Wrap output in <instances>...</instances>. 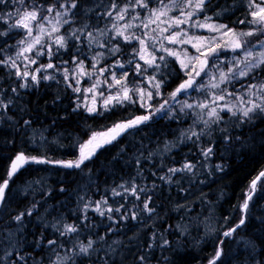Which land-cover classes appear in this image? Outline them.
Masks as SVG:
<instances>
[{"label": "trees", "instance_id": "1", "mask_svg": "<svg viewBox=\"0 0 264 264\" xmlns=\"http://www.w3.org/2000/svg\"><path fill=\"white\" fill-rule=\"evenodd\" d=\"M54 2L36 0L37 4L44 6ZM111 2L82 0L94 11L87 15L81 12L74 17L70 26L64 25L58 34L67 35L70 29H79L85 24L90 26L88 31L110 29L113 18L104 13ZM116 3L122 7L129 0H116ZM232 4L233 0H211V6L206 5V13H201L199 19L203 20L206 14L233 29L248 27L236 23L246 17L250 19L244 0L221 16L214 15L221 11L220 6ZM16 7L19 5L6 0L5 5H0V14L13 12ZM157 7L158 0H149V9ZM113 12L115 15V10ZM137 12L141 20L149 15L147 9L137 6L129 10L124 21L118 23L122 25L128 22ZM177 14L175 11L170 13ZM14 22L15 17L8 21ZM134 23L139 24L140 21ZM180 27L187 28L186 25ZM4 30L6 25L0 21V31ZM145 31L148 30L139 27L130 29V32L142 37ZM188 32L194 36L202 33L195 28H190ZM24 34L23 29H12L7 36H0V48H4L0 59L15 57L19 48L8 45H16ZM108 36L113 38V44L119 42L123 55L111 57L105 53V58L96 67H108L119 59L124 63L123 69L112 68L103 74L93 71L91 57L104 49H98L95 45L88 49L80 44L81 51L88 58L80 56L79 59H84L85 70L93 75L74 77L72 57L76 56V49L73 44L78 42L72 40H69L67 49H60L51 58L46 55L37 58L35 52L29 53L30 58L37 59L36 64H27L22 59L17 61L20 71H24L27 65V70L34 72L51 60L59 66L58 70L47 69L37 75H55V80L40 79L39 83H32L29 79V87L21 89L19 84L23 81L15 76L16 69L0 66V98L6 104L9 99L12 100L7 109L0 108V182L6 177L11 160L18 152L44 156L53 161L75 160L80 145L93 133L146 113V108L140 107L139 102H125L105 110L103 98L112 92L105 84L99 85L95 94L85 91L97 79H107L110 83L112 72L118 78L127 72L130 88L148 85L144 77L135 73V64L126 63L132 58V49L139 47L138 41L127 44L111 31H108ZM165 43L181 52L183 45ZM56 47L53 45V52H56ZM156 48L157 58L165 55L159 51V44ZM166 59L167 69L161 63L166 82L160 92L165 100H169V93L186 77L175 58ZM64 61L68 63L62 64ZM137 62L143 64L138 58ZM65 67L70 73L67 81L61 75ZM145 75H152V70ZM253 75L264 79V67ZM160 78L158 75L157 79ZM76 79L80 80L79 84H76ZM253 82L258 83L259 80L245 78L230 90ZM13 87L17 88L16 93L11 91ZM76 87L81 91H73ZM116 89L118 91V87ZM239 90L236 95H241ZM100 92L104 97L99 95ZM136 99L134 95L133 100ZM155 101H158L157 98ZM77 104L81 106L77 108ZM85 105L95 107L97 111L89 113ZM209 109L179 111L174 118L152 116L100 149L79 169L55 164L25 165L10 181V190L6 191L9 199L3 211H0V257L6 252L12 253L3 264H52L57 254L60 257L71 254L89 240L96 241L93 247L102 250L93 253L91 259L76 257L75 264H101V259L106 260L107 264H139V256L146 257L144 264H207L221 240L224 241V254L221 257L224 264H264V177L258 183L261 192L258 191L259 195L252 202L245 224L231 237L223 236V232L234 227L244 215L240 206L247 198L251 181L264 170V114L255 115L249 123L241 122L239 112L236 116H230L231 113L221 111L222 119L210 122L205 127L199 116L209 120L206 113ZM25 120L30 121V125H25ZM194 120L197 121L195 125ZM189 129L197 133L203 130L204 134L198 140L196 137L188 140L182 133ZM186 134L191 135V132L187 131ZM208 148L212 152L205 157L203 152ZM186 162L195 166L191 172L168 173L169 168H180ZM166 175H171V182L160 179ZM133 186L136 187V195L130 191ZM125 188L129 191L125 192ZM141 188L146 191H140ZM113 189L120 195H114ZM149 198V207L154 209L151 215L143 211V202ZM102 199L107 200V204H100L105 210L103 216L95 211L96 202ZM90 202L85 212L84 205ZM33 204L36 210L31 216L25 215L22 222L14 220L16 215ZM109 207H119L121 211L108 213L106 209ZM137 209L141 211L133 220L130 213ZM109 215L112 219L108 218ZM124 215H129V218L122 220ZM65 224L78 226V232L61 235ZM99 237H104V240L100 241ZM49 240L56 241V244L49 245ZM164 240L168 241L167 245H164ZM19 256H24V261H19Z\"/></svg>", "mask_w": 264, "mask_h": 264}, {"label": "snow or ice", "instance_id": "2", "mask_svg": "<svg viewBox=\"0 0 264 264\" xmlns=\"http://www.w3.org/2000/svg\"><path fill=\"white\" fill-rule=\"evenodd\" d=\"M241 0H233L232 5H223L221 11L214 13L215 16L219 17L224 12L230 11L232 8L236 7L237 3ZM12 3L19 5L16 7L15 11L8 12L6 14H0V21H3L6 25V30L0 31V36H7L12 29H23L24 36L17 40L16 45H8V47H18L19 51L15 53V57L7 56L0 59V66H4L11 69H16L15 76L22 80L23 82L19 84V88L29 87V79L32 83H39L40 79L43 80H55V75H43L38 76V73L46 71L47 69L58 70L59 66L53 64L51 60L45 64L40 65L35 69L34 72H29L27 70V65H25V70L20 71V66L18 65V60L27 61V64H36L37 59L30 58L29 53L35 52V56L38 58L42 55H46L51 58L55 56L60 49H67L69 40L78 42L73 44L76 49V56L72 57V62L75 64L73 69V76H88L93 75L92 72L85 70L84 59H79L80 56H84L87 59L86 53L82 52L79 45L82 44L88 49H92L95 45L98 49H104V51H97L95 55L91 57L92 69L93 71L103 74L105 72L111 71L112 68H124V63L119 59L115 60V63L109 65L108 67H101L97 69L96 65L100 63L102 59L105 58V53L108 56L115 57L117 54L123 55L121 48L119 47V42L116 44L112 43V37L108 36V31L115 34V37L121 38L127 44H131L133 40L138 41L139 47L132 49V58L127 60V64H135V73L141 77H144L150 89L155 90V95L160 96V89L162 85L166 82L164 74L161 69V63L165 69L168 68V61L166 57H173L175 61L179 63L180 70L183 72L186 79H184L171 93H169V98L171 101H175L179 94H188L189 90L194 91H211L217 90V92H212L211 101L208 103L198 102L195 104L187 103L181 105L179 111L181 113L185 112V109H205L209 108L207 112L209 120H204L203 116H199V120H202L205 127H208L210 122H219L222 118L220 116L221 111H226L231 113L232 116H236V113L241 114V122L247 121L252 122L253 117L257 114H264V79H259L258 76L253 75L257 69L264 66V0H244L245 7L248 9V15L251 19L247 17L242 20H238V24H246L249 27L248 31L237 32L235 29L230 28L227 24H217L210 23L212 17L204 15L203 21L199 19L201 13H206V5L211 6V0H168L167 3L164 0H158L159 7L149 9V0H129L124 6H119L116 0H112L108 9L104 13L107 17L113 18V23L110 29H96L95 31H88L90 27L85 24L79 29H70L67 35H59L60 29L64 25H71L74 22V17L83 12L87 15L88 12L94 11L93 8L87 7L82 0H55L47 6L37 4L36 0H12ZM6 0H0V5H5ZM142 9H147L149 15L143 20L140 18V14L137 12L131 16L130 20L124 24H119L118 22L124 21L125 17L128 16L130 9H135L136 7ZM113 10H115V15ZM177 12V15H170L171 12ZM43 13H47L44 15ZM15 17L14 23H8ZM196 17V19H193ZM139 20L140 23L136 24L135 21ZM35 22V23H34ZM155 24L156 27L152 28L151 25ZM181 25H188L191 28H203L207 29L210 33H217L218 36H189L187 28H181ZM143 28L147 29L142 36H137L134 32H130L133 28ZM35 32V35L33 34ZM152 33H155L153 35ZM167 33V35H165ZM47 36L51 43H46L44 37ZM225 36H230L231 39L220 43L218 42ZM103 38L102 40L100 38ZM248 37H257L255 43L253 41L246 39ZM150 42V43H149ZM167 45H191L196 50V55H189L187 49L185 48L182 52H178ZM7 44V42H4ZM159 44V51L165 55H160L158 58L156 56V45ZM53 45L56 47V52H53ZM257 45H259V51L256 50ZM222 49H230L232 52L236 53L237 50H241V55L239 58L233 57L232 60L227 61L230 65L225 70V62L220 61V53ZM4 48H0V56L3 55ZM143 61V64L137 62ZM159 61V62H158ZM211 61V63H210ZM68 62L64 61L62 64L66 65ZM152 70V75L146 76L145 74ZM213 69L215 71H213ZM203 74V75H202ZM64 80L67 81L69 78V70L67 67L64 68L61 73ZM160 79H157V76ZM207 77V83L198 82L197 78L201 80ZM241 78H250L252 80H259L258 83H249L246 86L241 85L239 90L241 95H236L233 92L227 91V88H221V85L234 84V82L240 80ZM111 80L114 83H108L105 79L101 81L97 79L96 82L88 89L86 92L96 93V89L99 85L105 84L108 89H113L118 87V91L114 95L109 94L104 97L103 92L99 95L103 98V108L108 110L117 104L128 103H140L142 108H151L149 101L153 99V91L147 90L140 85H135L133 87H128L127 80L128 74L124 72L120 78H117L115 72L111 74ZM76 84L80 83L79 79L75 80ZM71 86V85H69ZM13 93L17 92V88L13 87L11 89ZM75 92H80L81 89L76 87L73 89ZM137 99L133 100V96ZM245 95L248 99L245 100ZM235 96L237 103L232 104L227 102L226 98H232ZM218 101H225L222 105ZM93 102H95V95L93 96ZM12 104V100L9 99L8 103H4L3 99L0 98V108L7 109L9 105ZM81 105L77 104V108ZM86 110L89 113L96 112L95 107H87ZM75 110V109H74ZM171 114L174 118L175 113L171 112V107L169 100H165L164 103L160 104L159 107L155 108L152 112L146 115L136 116L133 119H129L126 122H117L111 128L105 132L93 133L87 141L80 145L79 155L75 160L63 161L57 160L53 161L44 156H29L23 151L18 152L15 157L11 160L9 169L6 173V177L0 182V211H3V207L6 206L9 197L6 195V191L10 190L9 185L13 176L16 175L25 165L28 164H56L65 168H81L86 161H90L92 157L96 154V151L102 148L104 145L112 143L116 140L122 133L126 132L128 129L136 128L140 124L145 123L150 120L155 113ZM10 119V118H9ZM197 123L196 120L193 121V125ZM25 125H30V121L25 120ZM190 131L191 135H187L186 132ZM182 133V136L188 140L196 137L198 140L201 135L204 134L203 130L200 133L191 131V129L186 130ZM212 152L211 148H208L203 152L205 157L209 156ZM195 166L191 163H184L180 168H169L168 173L175 175L180 172H191ZM264 177V171H261L258 176L251 181L250 190L247 194V198L244 200L243 204L240 206L241 211L246 213L249 207V201L252 199V193L255 192L257 182L261 181ZM160 179L167 182H171V175H166L160 177ZM120 187H124L121 185ZM63 191V189H61ZM129 189L125 188V192ZM131 193L136 195V187L131 188ZM140 191H146V189L141 188ZM114 195H120L113 189ZM137 199L139 197L137 196ZM149 200L143 202V211L151 213L154 209L149 207ZM107 204L106 199H102L96 202L95 211L99 212L100 215L105 214V210L100 207V204ZM90 204L84 205V211L90 207ZM123 207V205H121ZM36 210V205L33 204L30 208L26 209L24 212H20L14 217L17 222H22L25 215L31 216ZM108 213L113 211L119 213L121 208L112 209L107 208ZM141 211L137 209L136 212L130 213V218L137 219V212ZM112 219L111 215L108 217ZM129 215H124L121 219H128ZM85 219L87 217L85 216ZM245 224V217L242 216L239 222L232 228L223 232L224 237H231L232 234ZM55 227V225H54ZM111 230V229H110ZM78 226L72 224H65L64 231L61 235H66L68 233H77ZM155 236V234H153ZM100 241L104 240V237H99ZM96 241L89 240L88 243L80 244L78 250H74L71 254L66 253L65 256L60 257L57 254V259L52 262V264H75V258L78 256H83L91 259L92 254L102 249H96L93 245ZM164 245L168 244L167 240L163 241ZM224 241L221 240L217 249L209 259L208 264H224L221 261L223 256V245ZM49 245H55L56 241L49 240ZM151 247V245H149ZM12 255L11 252H6L3 257H0V264ZM24 256H19V261H24ZM139 264H144L146 257L139 256ZM101 264H107L106 260L101 259Z\"/></svg>", "mask_w": 264, "mask_h": 264}, {"label": "rangeland", "instance_id": "3", "mask_svg": "<svg viewBox=\"0 0 264 264\" xmlns=\"http://www.w3.org/2000/svg\"><path fill=\"white\" fill-rule=\"evenodd\" d=\"M257 2H259V0H257ZM221 16V15H220ZM250 19H251V17H250ZM201 21H203V20H201ZM210 23H217V24H224L223 22H220V21H218V20H216L214 17H212V21H210ZM154 26H156L155 24H153ZM248 26V25H247ZM186 27H187V29L189 30L191 27H189L188 25H186ZM195 30L196 31H200L201 30V34H199V35H197V36H203V37H209V36H218L219 34H217V33H210L207 29H203V28H195ZM249 30V27H245V28H242V29H235V31H237V32H240V31H248ZM191 33V32H190ZM189 32H188V34H189V36H194V35H191ZM34 35H35V32L33 33ZM167 34V33H166ZM231 39V37L230 36H225V37H223L221 40H219L218 42H220V43H223V42H226V41H228V40H230ZM246 39H249V40H251V41H253V43H255V41H256V39H257V37H248V38H246ZM260 39H264V37H260ZM44 40H45V42H47V43H50L51 41L49 40V38L47 37V36H45L44 37ZM180 46V45H179ZM186 45H183L182 47H181V52L186 48L187 49V52H188V54L189 55H196L197 53H196V50L191 46V45H188L187 47H185ZM182 48H183V50H182ZM256 50L257 51H259V45H257V48H256ZM242 53H241V50H237V52L236 53H234V52H232L230 49H222L221 50V53H220V61H223V62H225V70H226V68L228 67V66H230V65H228L227 64V61H230V60H232V58L235 56V57H237V58H239V56L241 55ZM210 63H211V61H210ZM264 66H262L260 69H262ZM257 70H259V69H257ZM256 70V71H257ZM213 71H215L214 69H213ZM203 75V74H202ZM118 78V77H117ZM198 79V82H201V83H207V77H204V79L203 80H201L200 78H197ZM243 79H245V78H241L240 80H238V81H236V82H234V84H227V85H221V88H227V91H229V92H233V93H236L240 88H241V86H237L235 89H234V91L233 90H230V88H232L234 85H236V83L237 82H240L241 80H243ZM110 83H114L112 80H111V82ZM144 88H146L147 90H152L153 91V99L151 100V101H149V103L151 104V108H146V113L144 114V115H146V114H148L149 112H152L155 108H157V107H159V105L160 104H162V103H164V101H165V99L162 97V93H161V95L160 96H156L155 95V90L154 89H150V86L149 85H147L146 87H144ZM112 90V92H111V94L112 95H114L115 93H116V91H117V89L116 88H113V89H111ZM212 92H217V94H220V93H218V91L217 90H211V91H194V90H189V92H188V94H179L178 96H177V98H176V100L175 101H171L170 100V98H168L169 99V104H170V107H171V112L172 113H177V112H179V108L181 107V105L182 104H184L185 102H187V103H191V104H195V103H198V102H204V103H208L209 101H211V98H212ZM155 98H157V100L158 101H155ZM227 99V102H229V103H232V104H236L237 103V101H236V99H235V97L233 96L232 98H226ZM218 103L219 104H223V103H225V101H218ZM195 109V108H194ZM194 109H185V111H188V110H194ZM210 110V109H209ZM208 110V111H209ZM226 112V111H225ZM206 113H207V111H206ZM238 113V112H237ZM236 113V114H237ZM153 116H171V114H164V115H162L161 113H159V112H157V113H155V115H153ZM230 116H232V115H230ZM135 118V117H134ZM121 122H126V121H121ZM114 125V124H113ZM112 125V126H113ZM141 125V124H140ZM112 126H110L109 128H111ZM109 128H107V129H104V130H100V131H97V132H95V133H98V132H105V131H107ZM125 133V132H124ZM123 134V133H122ZM121 134V135H122ZM120 135V136H121ZM119 136V137H120ZM119 137H117V139L119 138ZM89 139V138H88ZM87 139V140H88ZM116 139V140H117ZM86 140V141H87ZM116 140H114V141H116ZM114 141H112V143L114 142ZM85 142V141H84ZM83 142V143H84ZM82 143V144H83ZM111 144V143H110ZM107 145H109V144H107ZM107 145H104L103 147H105V146H107ZM102 147V148H103ZM80 148V147H79ZM102 148H100V149H102ZM100 149H98L97 151H96V153L100 150ZM78 155H79V153H78ZM78 157V156H77ZM63 161H69V160H63ZM56 165V164H55ZM57 166H60V165H57ZM62 167V166H61ZM258 191L259 192H261V189L258 187V184H257V186H256V191H255V193L253 194V196H252V199L249 201V207H248V209H247V212L246 213H244V217L246 218L247 217V213H248V210H249V208H250V206H251V204H252V202L253 201H255V199H256V197H257V195H259L258 194ZM249 193V192H248ZM247 193V194H248ZM247 219V218H246ZM245 222H246V220H245Z\"/></svg>", "mask_w": 264, "mask_h": 264}, {"label": "water", "instance_id": "4", "mask_svg": "<svg viewBox=\"0 0 264 264\" xmlns=\"http://www.w3.org/2000/svg\"><path fill=\"white\" fill-rule=\"evenodd\" d=\"M262 171H264V170H262ZM258 183H259V181L257 182V184H258ZM255 191H256V189H255ZM254 193H255V192L252 193V196H253ZM245 220H246V218H245ZM207 264H208V263H207Z\"/></svg>", "mask_w": 264, "mask_h": 264}]
</instances>
